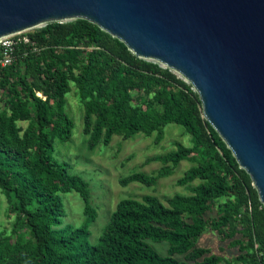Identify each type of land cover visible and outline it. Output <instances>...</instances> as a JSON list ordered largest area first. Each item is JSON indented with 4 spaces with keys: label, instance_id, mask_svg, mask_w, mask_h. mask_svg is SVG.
<instances>
[{
    "label": "trees",
    "instance_id": "16d2710c",
    "mask_svg": "<svg viewBox=\"0 0 264 264\" xmlns=\"http://www.w3.org/2000/svg\"><path fill=\"white\" fill-rule=\"evenodd\" d=\"M22 36L28 42L14 46L10 63L2 65L0 51V194L15 216V239L0 232V264H264V206L249 175L204 118L190 84L136 57L85 19L51 22ZM71 83L89 151L108 146L114 136L155 134L159 143L168 124L190 135V146L178 142L152 158L162 165L154 174L120 179L122 186L152 187L187 161L192 165L176 184L189 194L173 195L166 204L154 195L121 199L96 244L88 239L96 217L89 183L52 158L54 141L72 134L64 108ZM71 191L83 200L85 221L61 227L65 208L59 194ZM206 230L225 232L227 244L219 254L196 245ZM148 241L168 243L167 254ZM229 249H235L233 257L224 255Z\"/></svg>",
    "mask_w": 264,
    "mask_h": 264
},
{
    "label": "water",
    "instance_id": "95a60500",
    "mask_svg": "<svg viewBox=\"0 0 264 264\" xmlns=\"http://www.w3.org/2000/svg\"><path fill=\"white\" fill-rule=\"evenodd\" d=\"M75 19L190 84L264 206V0H0V39Z\"/></svg>",
    "mask_w": 264,
    "mask_h": 264
},
{
    "label": "rangeland",
    "instance_id": "374dc122",
    "mask_svg": "<svg viewBox=\"0 0 264 264\" xmlns=\"http://www.w3.org/2000/svg\"><path fill=\"white\" fill-rule=\"evenodd\" d=\"M44 26L43 24L22 32L20 36ZM14 36L19 35H11L7 39L10 40ZM159 65L162 67L161 64ZM174 74L180 78L179 74L175 72ZM64 108L73 122L72 134L67 141L60 139L54 141L52 158L60 164H68L70 173L79 175L89 183L91 193L89 203L96 211V217L89 225L90 236L88 239L91 244L98 242L111 213L121 199L129 197L140 199L145 195H154L166 204V200L173 195L189 194L188 187L176 184L177 180L192 165L187 161H182L170 176L159 179L157 184L152 187L135 182L127 186L120 184V179L134 172H142L148 175L154 174L162 165L152 158L174 150L176 143L179 142L185 146H190V135L182 126L168 124L164 128V136L159 143H156L155 134L151 136L139 134L128 140L114 136L108 146L99 145L95 150L89 151L85 143L86 137L82 132V106L76 88L72 83L71 90L65 97ZM19 124L23 127L25 126L22 122ZM194 185L196 183L191 186ZM59 196L65 208V216L61 218L60 226L78 227L83 224L85 221L83 214L84 203L79 194L71 191L69 193H60ZM9 206L7 197L4 194H0V232L4 233L7 239H12L13 241L15 236L12 235L11 228L15 216L10 212ZM212 215L209 214L208 216ZM224 237L225 232L223 230H206L196 240V245L210 248L213 253L219 254L221 247H226L227 244ZM23 239L29 240V237L24 235ZM148 242L160 255L164 256L167 254L168 243ZM235 254V249H229L224 255L233 257ZM177 258L181 259L182 257L177 256Z\"/></svg>",
    "mask_w": 264,
    "mask_h": 264
},
{
    "label": "built area",
    "instance_id": "2783aa9c",
    "mask_svg": "<svg viewBox=\"0 0 264 264\" xmlns=\"http://www.w3.org/2000/svg\"><path fill=\"white\" fill-rule=\"evenodd\" d=\"M17 35V34H14ZM19 36H14L13 38H11L10 40L7 39L10 36L4 37L0 39V51L2 53L3 59H2V65L8 64L13 60V50H14V46H16V44L22 42H28V38L25 36H20L21 34H18Z\"/></svg>",
    "mask_w": 264,
    "mask_h": 264
}]
</instances>
